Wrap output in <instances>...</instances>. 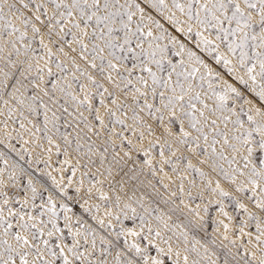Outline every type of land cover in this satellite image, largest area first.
<instances>
[{"label": "snow or ice", "instance_id": "6c2138e0", "mask_svg": "<svg viewBox=\"0 0 264 264\" xmlns=\"http://www.w3.org/2000/svg\"><path fill=\"white\" fill-rule=\"evenodd\" d=\"M0 264H264V0H0Z\"/></svg>", "mask_w": 264, "mask_h": 264}]
</instances>
